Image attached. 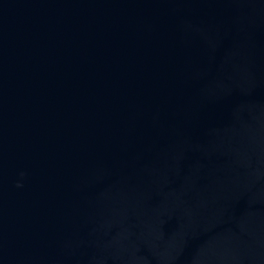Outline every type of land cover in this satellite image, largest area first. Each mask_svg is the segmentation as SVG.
I'll return each mask as SVG.
<instances>
[{
    "label": "water",
    "instance_id": "1",
    "mask_svg": "<svg viewBox=\"0 0 264 264\" xmlns=\"http://www.w3.org/2000/svg\"><path fill=\"white\" fill-rule=\"evenodd\" d=\"M0 264H264V0H0Z\"/></svg>",
    "mask_w": 264,
    "mask_h": 264
}]
</instances>
